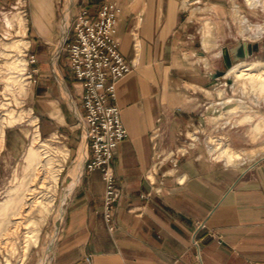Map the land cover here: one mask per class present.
Listing matches in <instances>:
<instances>
[{"label":"crops","instance_id":"obj_1","mask_svg":"<svg viewBox=\"0 0 264 264\" xmlns=\"http://www.w3.org/2000/svg\"><path fill=\"white\" fill-rule=\"evenodd\" d=\"M12 1L0 0V8ZM102 2L27 0L21 32L20 25L0 20V33L16 28L22 48L37 58L38 81L26 97L42 135L64 136L63 215L48 264H198L192 235L200 220L208 226L201 231L203 264H264V157L229 166L211 159L199 143L178 162L164 161L147 175L159 153L180 142L183 128L203 121L207 77L202 59L193 58L181 0H117V36L131 71L117 84L128 135L112 158L121 197L113 211L115 227L108 229L101 170L85 166L90 149L82 128L83 86L66 49L81 7L95 12ZM25 140L24 130H9L6 148L15 155Z\"/></svg>","mask_w":264,"mask_h":264},{"label":"rangeland","instance_id":"obj_2","mask_svg":"<svg viewBox=\"0 0 264 264\" xmlns=\"http://www.w3.org/2000/svg\"><path fill=\"white\" fill-rule=\"evenodd\" d=\"M58 1L62 3L64 0ZM235 6L255 26L256 31L264 26V6L260 3L250 6L246 0H181L184 18L189 23L186 30L190 33L189 40L195 51L193 58L202 59L199 61L207 77L206 83L201 87L205 94L203 109L198 106L205 114V119L202 118L206 120L204 126L210 138L219 134L227 138L219 146L225 144L245 150L264 145V129L256 141L251 140L256 131L255 123L264 118V94L261 93L263 84L256 81L252 85L250 78L244 76L236 79L235 72L231 69L235 66L241 68L248 62L254 64L255 70L264 69V31L260 29L257 36H252L254 29L243 33ZM26 9L27 0H13L0 8V20L8 26L16 25L17 28L20 25L21 32L26 24ZM73 9L76 11L77 7L74 6ZM207 20L212 22L209 25L212 32L210 41L204 35L209 28L205 25ZM16 28L3 32L8 38L0 40V264H48L52 243L63 215L64 190L60 167L62 163L64 165L66 150L63 148L62 133L42 135L38 113L27 101L29 87L38 81L37 71L34 72L36 81L27 89L19 75L6 78L7 69L18 72L24 67L25 59L18 54L22 52L24 39L18 35L20 32ZM238 41L251 43L253 52L246 58L234 60L231 67L226 68L224 48L232 47ZM196 50L201 53H196ZM204 57H207V64ZM222 69L226 70L224 75L217 76V71ZM240 102H244L243 108L228 110ZM12 129L26 132V140L15 155L6 148L7 134ZM32 148L36 151L31 152ZM63 157L65 158L61 160ZM263 157L264 153H260L251 160L235 165L227 163L221 157L218 161L238 166L254 163ZM45 186H51V191L44 197L47 203L45 207L37 204L31 208H21L30 196L31 188H35L36 197H29L30 203L35 198H42ZM5 203L8 206L3 210L1 205ZM20 210L24 215L15 219L14 213ZM28 234L33 235L28 240L29 246L25 253Z\"/></svg>","mask_w":264,"mask_h":264},{"label":"built area","instance_id":"obj_3","mask_svg":"<svg viewBox=\"0 0 264 264\" xmlns=\"http://www.w3.org/2000/svg\"><path fill=\"white\" fill-rule=\"evenodd\" d=\"M120 11L121 7L117 0H104L95 12L87 6L81 7L73 18L69 40L66 43L70 67L76 80L83 86L82 128L90 149L85 166L89 170L93 168L101 170L105 181L103 216L110 231L115 227L112 220L114 207L121 197V188L116 181L112 158L118 143L128 135L117 103V84L131 71L130 63L120 50V40L117 36ZM2 38L8 37L0 33V40ZM18 54L25 59L24 67L18 72L7 69L6 78L19 75L27 89L36 81L34 72L37 68L34 63L37 58L25 48ZM200 115L205 119L204 113L200 112ZM205 123L206 120L198 119L183 128L180 131V142L175 147L160 152L154 165L148 169L147 175L155 173L164 161L178 162L181 156L186 155L198 143L205 145L212 159L221 160L216 144L227 138L220 134L210 138ZM203 229H208L206 222L197 221L192 235V245L198 264H203L201 253ZM210 234L217 236L213 231ZM87 260L91 262L90 256H87Z\"/></svg>","mask_w":264,"mask_h":264},{"label":"bare ground","instance_id":"obj_4","mask_svg":"<svg viewBox=\"0 0 264 264\" xmlns=\"http://www.w3.org/2000/svg\"><path fill=\"white\" fill-rule=\"evenodd\" d=\"M246 1L250 6H255L259 3L264 6V0H246ZM234 10L236 12V15L240 17L241 27H242L241 29H242L243 33L247 32V31H251V29H254L255 32L252 36H257L261 32V30L264 31V26L259 27V30L256 31L255 26L251 25L248 22V20L241 14L238 6H235ZM205 25H207L210 28L209 25H212V22L210 20H207ZM209 28H208V31H206L204 33V35L206 37L205 39L207 41H210L211 37H212L211 28L210 29ZM231 71L235 72V75L237 77L236 79H238L239 77H242V76L249 77L252 85H254V83H256V81L261 82L263 84V87L261 89V93L264 94V69H261V70L256 69L255 70L254 64L251 62H248V63H244L243 67H241V68H238V66L233 67L231 69ZM244 106H245L244 102H240L237 105L232 106L228 110H233L236 108H243ZM255 129H256V131L254 132V134H252L253 136L251 138L253 141L257 140V138L259 137V135L262 132V129H264V118H260V120H258L255 123ZM216 145H218V144H216ZM218 148H219L218 156L221 157L222 159H225L227 163L234 164V165L239 164L245 160H251L254 156H256L260 153H264V145L258 146V147H251V148L245 149V150L235 149V148H232L229 145H225V144H222L220 146L218 145ZM32 150L36 151L34 148L31 149V152H32ZM83 155H85V144H84V142L80 148V156H83ZM42 185H44L43 181H42ZM45 189H46V191L43 192L42 198H37V199L35 198V200H33L34 202L30 203L28 200L29 197L30 198L36 197L35 188H31L30 196L24 201L23 205H25V206L21 205V208H23V207H25V209L27 207L31 208L33 205H37V204L42 206V207H45L47 203H46V200L44 199V197H46L48 195L49 191H51V186H45ZM7 206L8 205L6 203L4 205L3 204L1 205V207H3V210L6 209ZM14 214H15V216H14L15 219L21 218V216L24 215L23 211H21V210L16 211ZM30 233H31V231H30ZM28 235L29 236L26 238V241H28L30 239L31 235H33V234H28ZM35 241H36V239H35ZM28 246H29V241L25 244V249H24L25 253L27 252ZM41 261H43V260H41Z\"/></svg>","mask_w":264,"mask_h":264},{"label":"water","instance_id":"obj_5","mask_svg":"<svg viewBox=\"0 0 264 264\" xmlns=\"http://www.w3.org/2000/svg\"><path fill=\"white\" fill-rule=\"evenodd\" d=\"M253 45L246 41H238L232 47L224 48V61L225 67L228 68L233 64L234 60H239L248 57L253 52ZM225 69L218 70L216 75L221 76L224 75Z\"/></svg>","mask_w":264,"mask_h":264}]
</instances>
